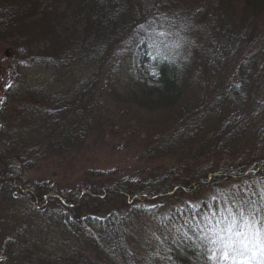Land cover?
I'll list each match as a JSON object with an SVG mask.
<instances>
[{"label": "trees", "instance_id": "1", "mask_svg": "<svg viewBox=\"0 0 264 264\" xmlns=\"http://www.w3.org/2000/svg\"><path fill=\"white\" fill-rule=\"evenodd\" d=\"M20 1L0 10V20L10 32L19 28V23L11 26L13 20L40 25L42 36L37 47L24 50V43L12 41L15 55L46 70L64 71L63 81L68 82L64 86L73 90L44 103L31 99L29 141L18 140L13 131L5 132L0 141V211L16 219L0 264H207L198 239L208 226L203 217L219 219L226 208L240 204L264 208V154L249 165L230 161L218 169L213 164L200 168L178 164L74 195L53 184L26 183L20 171L4 172L1 163L5 149L14 146L13 159L21 170L39 159L81 148L91 129L108 115L103 91L126 105L116 110L121 115L157 131L151 150L165 154L203 143L228 104L242 106L246 91L264 84L255 54L235 66L233 84L227 88L223 81L231 61L253 42L254 31L242 30L226 14L198 28L185 0ZM244 1L256 17L263 0ZM152 29L168 35L156 37ZM191 31L196 36L184 39ZM188 39L200 57L202 76L194 73L192 59L183 52ZM153 40L181 45H160L172 62L152 60L157 75L141 80L133 74H109L128 67L124 64L141 41L155 54L149 47ZM81 68L92 74L81 84L74 83V73ZM10 91V103L19 102V93ZM127 107L143 111L133 114ZM251 114L236 112L218 124V135L208 147L228 152V147L240 144L251 127ZM259 140L264 144V138ZM224 184V190L188 199L201 189Z\"/></svg>", "mask_w": 264, "mask_h": 264}, {"label": "rangeland", "instance_id": "2", "mask_svg": "<svg viewBox=\"0 0 264 264\" xmlns=\"http://www.w3.org/2000/svg\"><path fill=\"white\" fill-rule=\"evenodd\" d=\"M15 1L0 0V10L6 9L10 2L14 3ZM22 1L26 2V0ZM262 5L259 14L254 17L249 12V8L246 7L244 0L229 2L226 0H185L186 10L193 14L194 23L196 26L199 24L198 28L201 27V23L204 24L215 16L226 14L242 30L254 31L253 42L231 61L228 77L225 80L223 79L227 88L235 82L233 76L235 66L247 55L255 54L258 56L257 63L259 66L262 65V74H264V0ZM17 19L19 20V18ZM11 24L12 27H15L13 24H18L17 27L19 28L15 27L16 29L10 32L8 30L10 27L8 28L0 20V98H3L4 101L0 103V141L7 135L5 132L13 131L18 140L25 139L27 142L31 136L30 132H27L29 115H31L29 111L31 99L44 103L55 96L70 92L71 88L67 89L64 86L68 84L67 81H63L64 71L46 70L43 66L33 64L32 61H27L14 53L16 48L12 41L24 43L21 47L22 50L28 45L31 48L37 47V43L42 36L41 26H33L32 24L26 26V23L22 22L21 24L20 21L15 20ZM194 32L196 31L184 34V39L189 36H196ZM191 46L192 43L188 39L183 52L189 54V58L192 59L190 62L191 69L199 77L205 73L202 71L198 53L195 50L192 51ZM147 53H149V49L146 42H139L129 54L127 63L124 64L128 67L109 74H133L141 80H149L152 76L150 74L152 70H156V65ZM74 74V83L80 81L81 84L92 74V70L81 68ZM200 79L202 78L200 77ZM9 84L11 87L6 88L5 86ZM11 89L14 93H19L17 98L19 102L13 101V103H10L9 93ZM102 97L109 104L106 110L108 113L106 120L100 121L97 126L91 129L81 148L39 159L29 169L21 170L19 163L13 159V148H16L14 146L9 148V151H6V149L4 151V159L1 163L3 171L10 172L13 170L15 173L20 171L26 183L53 184L60 191L74 195L78 192L83 193L88 187L95 188L98 184H108L122 178L141 179L156 171L178 164L186 166L196 164L197 168L213 164L218 169L219 166L230 161L244 162V164L249 165V162L253 159L264 154L263 141L259 140L264 138L263 83L246 91L242 106L233 102L228 104L219 118L218 124H221L236 112L244 114V116L245 111L252 113L249 119L251 120V127L247 135L240 140V144L228 147V152H223V149L218 147H208L209 144H213L218 135L216 127L218 124L216 122L203 138V143H191L184 146V148L181 147L182 150L160 154L157 150H151L156 141L154 137L157 133L152 126L148 128L146 124L134 121L129 115L124 117L125 115L117 112L125 108L126 105L109 98L106 91L102 92ZM7 100L9 102L6 104ZM24 108H28L26 112ZM97 109H95V112ZM127 109L130 110L129 113H142L143 111L134 110L132 107H127ZM148 113L149 115L153 114V111H144L143 114ZM10 136L8 135L6 138ZM225 188L226 184L218 189L216 187L208 190L206 188L201 189L188 199L194 200L207 193L210 194ZM14 223H16V219L11 213L0 211V257L4 254L7 240L12 237Z\"/></svg>", "mask_w": 264, "mask_h": 264}, {"label": "snow or ice", "instance_id": "3", "mask_svg": "<svg viewBox=\"0 0 264 264\" xmlns=\"http://www.w3.org/2000/svg\"><path fill=\"white\" fill-rule=\"evenodd\" d=\"M139 27L144 28V25ZM152 32L156 37L168 35L163 30L152 29ZM161 44L164 48L181 46L179 42L169 45L164 41L153 40L149 47L155 49V54L149 52L147 55L153 61L160 59L172 62L161 49ZM150 74L157 75L154 69ZM236 87L239 88L240 85L237 84ZM3 102V98H0V103ZM261 191L264 194V189ZM203 219L208 222V226L206 230H200L198 239L202 241L207 264H264V208H245L240 204L226 208L225 212L220 213L219 219L212 220L209 216H204ZM183 235L187 237L188 233L184 232Z\"/></svg>", "mask_w": 264, "mask_h": 264}]
</instances>
